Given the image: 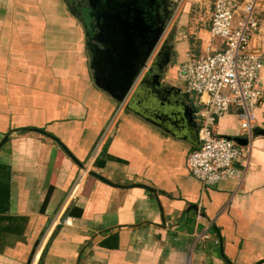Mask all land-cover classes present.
<instances>
[{"label": "crops", "instance_id": "obj_1", "mask_svg": "<svg viewBox=\"0 0 264 264\" xmlns=\"http://www.w3.org/2000/svg\"><path fill=\"white\" fill-rule=\"evenodd\" d=\"M196 1L174 17L187 59L223 47L210 36L214 0ZM257 15L250 48L264 65V0ZM167 74L119 104L91 81L65 0H0V264H264V135L249 153L239 145L240 184L202 185L186 166L198 98ZM215 133L241 137L238 108Z\"/></svg>", "mask_w": 264, "mask_h": 264}, {"label": "built area", "instance_id": "obj_2", "mask_svg": "<svg viewBox=\"0 0 264 264\" xmlns=\"http://www.w3.org/2000/svg\"><path fill=\"white\" fill-rule=\"evenodd\" d=\"M261 6L262 0H214L210 36L222 41L223 47L209 46L205 55L189 57L177 71L179 81L198 98V146L189 152L186 166L204 186L225 181L240 184L245 177L248 161L243 160L241 147L218 136L215 126L231 107L238 108L241 137L247 139L245 149L250 152L256 111L264 99L260 87L263 61L250 48L259 31ZM240 163L244 168L237 166Z\"/></svg>", "mask_w": 264, "mask_h": 264}, {"label": "flooded vegetation", "instance_id": "obj_3", "mask_svg": "<svg viewBox=\"0 0 264 264\" xmlns=\"http://www.w3.org/2000/svg\"><path fill=\"white\" fill-rule=\"evenodd\" d=\"M82 33L91 81L123 80L141 67L137 81H162L176 62L177 0H65ZM152 70V75L148 72ZM147 73V75H145ZM154 76V77H153ZM117 78V79H116ZM116 79V80H115Z\"/></svg>", "mask_w": 264, "mask_h": 264}, {"label": "water", "instance_id": "obj_4", "mask_svg": "<svg viewBox=\"0 0 264 264\" xmlns=\"http://www.w3.org/2000/svg\"><path fill=\"white\" fill-rule=\"evenodd\" d=\"M169 70V67L167 64H165V69L163 70V77L165 78L166 77V74ZM141 71V67H138L137 69H134V70H124V71H121L122 75L124 76L123 77V80H120L121 78H119L118 80H116V82L114 81L113 79V76H109V84H106V85H103V84H100L98 82L95 83V85L101 90L103 91L104 93H106L109 97H111L113 100H115L117 103L119 104H123L125 99L127 98L128 94L130 93L133 85L135 84V78H137L138 74L140 73ZM147 75V73L145 74ZM148 75H152V70H150L148 72ZM154 77V76H153ZM147 83H153L152 81H146V80H142L140 82V86L144 85V84H147ZM153 85H156V86H161V81H156L153 83ZM179 91V90H178ZM158 92V91H157ZM158 94H161L158 92ZM188 94V93H187ZM187 94H185V96H187ZM127 109H132L131 108V105L128 104L127 105ZM39 133H43L42 131L40 130H35ZM254 135L257 136V135H264V130H254ZM9 138V135H7L1 142H0V148L6 143V141L8 140ZM227 139L229 140H232L234 142H236L238 145L240 146H247L248 144V141L246 138H242V137H226ZM56 140V139H55ZM198 146V136H197V145ZM73 160L81 167V169L84 171V172H87V167L84 166L83 164L79 163L77 160H75V158H73ZM88 174L95 177V178H98L102 181H104L105 183L109 184V185H112V186H116V187H121L117 184H114L112 182H109L108 180H105L103 178H101L99 175H97L95 172H91V171H88ZM149 191H151L154 195H157V192L155 189H152V188H147Z\"/></svg>", "mask_w": 264, "mask_h": 264}, {"label": "rangeland", "instance_id": "obj_5", "mask_svg": "<svg viewBox=\"0 0 264 264\" xmlns=\"http://www.w3.org/2000/svg\"><path fill=\"white\" fill-rule=\"evenodd\" d=\"M185 0H177L178 2V8L180 7V5L184 2ZM192 2V4H194V2H197L196 0H189ZM177 8V10H178ZM177 10L175 12V15L177 13ZM175 17V16H174ZM175 23L178 25L179 24V19L177 21H175ZM77 25V24H76ZM177 31V30H176ZM175 43L177 44L178 42L176 41V38H175ZM191 48H194L195 47V44H193V42L191 43ZM185 48H179L177 47V55H176V62H175V65L174 66H171L169 68V71H168V74H167V77L170 81H172L175 85L179 86V87H182L184 86V84L182 82L179 81L178 79V76H177V71H178V68L179 66L184 63L187 58L185 56ZM185 87V86H184ZM242 132V131H241ZM90 171V169H89Z\"/></svg>", "mask_w": 264, "mask_h": 264}]
</instances>
